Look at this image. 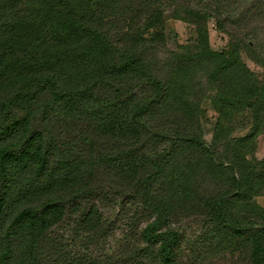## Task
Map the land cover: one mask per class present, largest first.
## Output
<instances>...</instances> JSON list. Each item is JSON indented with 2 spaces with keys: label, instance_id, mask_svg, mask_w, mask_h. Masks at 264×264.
Returning <instances> with one entry per match:
<instances>
[{
  "label": "trees",
  "instance_id": "obj_1",
  "mask_svg": "<svg viewBox=\"0 0 264 264\" xmlns=\"http://www.w3.org/2000/svg\"><path fill=\"white\" fill-rule=\"evenodd\" d=\"M263 123L264 0H0V264H264Z\"/></svg>",
  "mask_w": 264,
  "mask_h": 264
},
{
  "label": "rangeland",
  "instance_id": "obj_2",
  "mask_svg": "<svg viewBox=\"0 0 264 264\" xmlns=\"http://www.w3.org/2000/svg\"><path fill=\"white\" fill-rule=\"evenodd\" d=\"M209 42L213 49L220 50L228 42V36L215 28L214 21L209 19L207 22ZM164 31L167 37L168 46L177 48L179 44L193 43L196 40V30L192 23L180 18L167 17L164 21ZM242 60L255 73L258 80L263 79V68L254 62L243 50L240 52ZM204 113L202 115V124L204 129V138L208 141L212 139L214 125L218 118V111L212 105L210 99L202 102ZM245 112H238L231 118V135L237 136L244 134L249 127V123L244 120ZM242 122H245L242 123ZM250 150L247 155L250 158L260 160L264 158V123L261 130L256 134L250 143ZM254 206L252 211L257 214H264V192L253 197Z\"/></svg>",
  "mask_w": 264,
  "mask_h": 264
}]
</instances>
